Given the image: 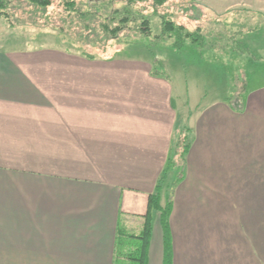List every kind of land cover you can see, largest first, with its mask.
<instances>
[{"label": "crops", "instance_id": "obj_1", "mask_svg": "<svg viewBox=\"0 0 264 264\" xmlns=\"http://www.w3.org/2000/svg\"><path fill=\"white\" fill-rule=\"evenodd\" d=\"M152 71L141 55L0 47V264H114L118 228L141 233L165 170L172 264H264V87L242 97L241 74L237 92L189 105ZM152 217L147 264H164Z\"/></svg>", "mask_w": 264, "mask_h": 264}, {"label": "rangeland", "instance_id": "obj_2", "mask_svg": "<svg viewBox=\"0 0 264 264\" xmlns=\"http://www.w3.org/2000/svg\"><path fill=\"white\" fill-rule=\"evenodd\" d=\"M115 1H118V5H120L123 0ZM148 3L142 2L139 3V6L145 10L144 12L152 14ZM165 6L163 12H170L176 21L186 24L191 30L198 25L210 31L221 29L222 26L219 27L217 23L213 22L224 21L225 26L223 27L225 35H227L224 37L228 39V37L237 36L242 39L244 36L243 39L254 52V56L252 53H247L222 58L215 57L208 52H204L202 56L198 51L190 52L187 47V49L184 48L182 51L176 52L172 45L173 39L156 43L152 36H146L135 29L134 24H131L130 29L122 32L118 40L106 39V44L102 45V49L98 52L104 54L103 49L107 47L109 51L105 54L108 55L116 52L115 55H141L151 58L155 69L173 78L176 93L180 92L184 101H188L189 105L203 99V101H210L223 95L227 96L228 88L231 87H233V91H236L237 82L238 87L240 86L241 74L242 97L245 93L244 88L249 87L248 90L251 91L264 87V52H262L263 58L257 59L261 52L255 50V45L264 47V38L258 44L259 37L254 34L264 21V16H262L264 13L261 16L258 14L261 13V9H264V3H257L256 0H168ZM60 7L55 4L47 12L49 18L57 23L61 22L58 19L60 13L63 12ZM14 13L17 16L14 18L15 24L23 22L19 28H12L8 21L0 16V47L2 46V49L12 51L21 47H41L43 45H62L68 48V45L61 41L54 31L47 28L40 29L42 26L38 24L44 25L47 18L42 19V15L38 12L31 14L28 10L24 11L14 7ZM151 20L153 32L159 33L161 30L159 17L151 16ZM43 32H52L53 34ZM250 32L252 34L248 36L247 34ZM103 40L104 38H102ZM217 40L218 38L213 43L216 45L215 48L220 50ZM71 49L78 50L75 46H71ZM225 66L231 72L235 82L224 77L225 73L222 69ZM245 82L246 87L243 85ZM175 99L176 102H179L177 95H175Z\"/></svg>", "mask_w": 264, "mask_h": 264}, {"label": "trees", "instance_id": "obj_3", "mask_svg": "<svg viewBox=\"0 0 264 264\" xmlns=\"http://www.w3.org/2000/svg\"><path fill=\"white\" fill-rule=\"evenodd\" d=\"M167 1L123 0L118 5V1L115 0H0V16L4 17L12 28H19L23 22L18 25L15 24L14 18L17 16L15 13L13 14L14 7L24 11L28 10L31 14L38 12V14L42 15V19L44 17L47 18L44 25L38 24L42 26L41 30L47 28L54 31L55 35L68 45L66 49L73 50L71 46H75L78 49L77 51L92 59L113 57L116 52H112L110 55L105 54L109 51L107 47L103 49L104 54H100L98 51L102 49V45L106 44V39L118 40L122 32L130 29L131 24H134L135 29L140 33L152 36L156 43L173 39L172 45L176 52H180L188 46H193L202 56L204 52L222 58H225L224 56H238L247 53H252L254 56V52L243 39L244 36H242V39L237 38V36L225 38L227 35H225V28L223 27L225 26L224 21L216 20L213 22L217 23L219 27L222 26L223 28L221 27V29H212L210 31L198 25L191 30L186 24L176 21L170 12L162 11L165 9ZM142 2H149L147 5L150 6L148 8L151 9L152 14L144 12L145 10L139 6V3ZM55 4L63 9L58 19L61 21L60 23L51 20L47 14L48 9ZM193 9L194 6L192 7ZM151 16H157L160 19L161 30L159 33L153 32ZM43 33L53 34L52 32ZM102 38H104L103 41ZM217 38L220 50H217L215 48L216 45L213 43ZM152 73L155 75L162 74L154 67ZM243 85L246 87V82ZM236 86L237 92L238 88L240 90L238 82ZM189 132V127H183L182 133L178 134L173 141V148L182 163L186 159L191 144ZM168 163L170 167L174 166L173 160ZM169 172V170H165L162 173L156 185V190L150 197L149 210L144 215L145 223L141 233L137 235L131 234L121 227L118 228L114 264L148 263L147 256L153 231V211L161 213L165 240L164 264H172L173 247L169 225L172 201L170 199L165 205L162 204V194L168 184Z\"/></svg>", "mask_w": 264, "mask_h": 264}]
</instances>
